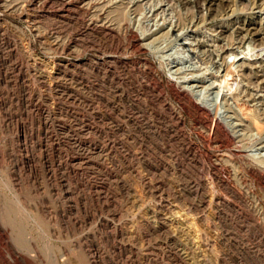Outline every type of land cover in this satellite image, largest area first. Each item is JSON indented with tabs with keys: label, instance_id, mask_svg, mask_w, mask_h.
<instances>
[{
	"label": "rangeland",
	"instance_id": "1",
	"mask_svg": "<svg viewBox=\"0 0 264 264\" xmlns=\"http://www.w3.org/2000/svg\"><path fill=\"white\" fill-rule=\"evenodd\" d=\"M92 1L0 0V264H264V0Z\"/></svg>",
	"mask_w": 264,
	"mask_h": 264
},
{
	"label": "bare ground",
	"instance_id": "2",
	"mask_svg": "<svg viewBox=\"0 0 264 264\" xmlns=\"http://www.w3.org/2000/svg\"><path fill=\"white\" fill-rule=\"evenodd\" d=\"M84 1H86V3H87V5H89V6H91L93 3V1L92 0H84ZM95 3V2H94ZM115 5V4H114ZM109 15H111V16H113V18L118 22V24H120V25H122V22L124 21V18H125V7H124V5L123 4H119V5H116L115 7H113L112 8V10L109 12ZM106 18V17H105ZM250 31V30H249ZM253 56V55H252ZM248 62H251V61H249V59L247 60ZM251 64V63H250ZM242 75H244L246 78H249L250 80H251V75H252V69L251 68H249V67H247L246 69H243L242 71ZM237 74H239V73H237ZM231 75V74H230ZM241 75V74H240ZM235 78V77H234ZM171 80H173V78L171 79ZM179 80V79H178ZM178 80H176V79H174L173 81H174V84L176 85V86H178L179 87V89H180V93H181V95H183L184 96V98H186V100L188 101V102H190V103H193V102H196L198 105H196L195 103H193L195 106H193V107H196L198 110H201V111H208V113L210 112L212 115H213V117L214 118H212V120H210V121H212V123H211V125H210V130L214 133L215 132V134H216V131H220L222 128H223V126L222 125H224L227 129H228V133H226V134H223V135H225L226 137H228V138H230V140H234V141H238V140H240L242 137H243V135H244V133H238V131L236 132L235 130H232L233 128H234V121L233 122H230L229 121V116L227 115V114H224L225 112L223 111H221V109L217 106L218 105V101H216L218 98H219V91L218 92H216V93H218V94H216V99H214V101H211V100H209V99H205V98H203V97H201L200 95H199V93H198V95L196 94V90L195 89H193V87H191L192 86V84H191V86L190 85H188L187 83L186 84H184L185 83V81H183V82H180V81H178ZM188 82V81H187ZM249 82H251V81H249ZM223 84H225L226 85V87L227 88H229L231 91H232V93L234 94V97L236 98V94L234 93V92H236L237 90H236V88H235V86H236V84H235V81H230V80H228V79H226V80H224L223 82H222ZM238 85V84H237ZM238 87V86H237ZM178 89V90H179ZM247 93V92H246ZM178 94H179V92H178ZM180 95V96H181ZM240 96V95H239ZM223 99H226V104H227V106L230 108V109H232L233 110V117H235L236 116V118H238V123H236V125H235V127L237 128V126H242V128H241V130H248V131H251V130H257L259 133H261V132H263L264 131V119H262V115H263V113L264 112H258L259 114H256L257 116H255V115H253L254 117H256L255 119H254V122H252V123H250V124H248V125H246V124H244V120L241 118V116H240V113L239 112H237V110H235L234 108H233V106L230 104V102H229V100L226 98V96L223 98ZM225 101V100H224ZM221 102V101H220ZM192 104V105H193ZM221 105H225V104H221ZM183 106V105H182ZM219 106H220V104H219ZM190 107V106H189ZM195 108V109H196ZM223 108V107H222ZM186 109V108H185ZM258 110V109H257ZM241 112H243L242 110H241ZM199 114V113H198ZM253 114H255V113H253ZM209 115V114H208ZM201 116V115H200ZM203 116V115H202ZM206 118L207 117H204V119L206 120ZM231 119V118H230ZM196 121V120H195ZM209 122V121H208ZM222 124V125H221ZM208 125V124H207ZM209 127V126H208ZM209 130V131H210ZM222 131V130H221ZM235 131V132H234ZM219 133V132H218ZM222 133V132H221ZM220 133V135H222ZM223 133H225V130H223ZM217 136V135H216ZM246 137V136H245ZM217 138V137H216ZM227 139V138H226ZM223 140V139H222ZM219 141V140H218ZM223 141H225V140H223ZM223 141H221V142H223ZM229 141V140H228ZM244 143V142H243ZM222 146V145H221ZM258 162V161H257ZM260 163V162H259ZM261 163L262 164H260V165H252L251 166V168H253V171H258V172H264V161H261ZM251 170V169H250ZM258 172H256V173H258ZM262 174V173H261ZM257 198V197H256ZM255 199V198H254ZM255 201H257V200H255ZM258 203V202H257ZM260 203V202H259ZM260 209V208H259ZM264 214V213H263ZM14 229V228H13Z\"/></svg>",
	"mask_w": 264,
	"mask_h": 264
}]
</instances>
